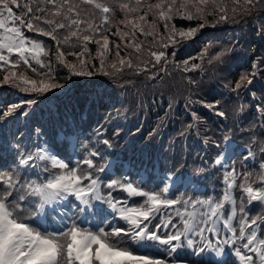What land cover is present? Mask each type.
<instances>
[{
	"label": "snow or ice",
	"instance_id": "1",
	"mask_svg": "<svg viewBox=\"0 0 264 264\" xmlns=\"http://www.w3.org/2000/svg\"><path fill=\"white\" fill-rule=\"evenodd\" d=\"M260 12L264 0H0V89L23 94L0 105V264H213L226 248L264 264V52L207 31L251 23L264 40ZM97 75L124 92L178 77L191 119L172 144L192 135L205 155L174 153L159 177L143 159L125 171L112 112L88 135L61 116L72 78ZM104 100L117 116L131 110ZM159 135L157 125L145 147Z\"/></svg>",
	"mask_w": 264,
	"mask_h": 264
},
{
	"label": "trees",
	"instance_id": "2",
	"mask_svg": "<svg viewBox=\"0 0 264 264\" xmlns=\"http://www.w3.org/2000/svg\"><path fill=\"white\" fill-rule=\"evenodd\" d=\"M264 20V12L258 13L256 23ZM186 24L187 22H182ZM208 32H214L219 38L215 43H228L232 37H237L245 47L251 44L256 48L257 54L264 52V40L255 35V30L251 23L238 22L236 24L222 25L217 30L208 29ZM29 36L34 35L28 33ZM39 39H46L39 37ZM115 39V37H111ZM207 39H202L199 45L187 50L180 49L177 53L179 58H188L187 52H191L192 56L198 55L202 50V45L207 44ZM94 47V46H93ZM207 66V65H206ZM249 66V56L241 54L235 59L230 67L233 75L239 76ZM66 72V70H64ZM190 75V74H189ZM74 83L66 94H61L58 103L61 110V116H66L69 121L73 118L81 121L82 126L86 129L85 135L91 133L92 127L95 126V120L102 117L107 112H112L115 117L113 125H120L118 129L123 136L119 141L120 148L115 149L125 159H143L146 163L153 161L154 158L162 159V166L172 167L169 159L174 153L195 156L197 152L201 156L205 155L204 145L195 136L189 135L186 140L180 139L178 143L172 144L173 139H177L176 134L183 127V122L191 119L190 113L185 109L184 89L178 79L167 77L164 81L158 82H139L137 87H129L127 92L112 85L108 78L103 76L94 77H73ZM137 88L140 90L137 91ZM221 88H214L210 95L219 96ZM140 93H144L141 96ZM155 93V95H153ZM162 93V94H161ZM115 95L123 104V109H131L126 112L122 110V114L117 116L115 109L108 106L102 107L95 103L99 96H105L104 104L108 105L107 95ZM23 97L22 93L15 90L0 89V105H6L10 102H19L18 96ZM17 96V97H16ZM175 98L174 110L169 111L168 103ZM144 100L143 108L136 107L140 100ZM121 103H117L116 107H121ZM167 113V115H166ZM201 113L211 121L219 122L213 113L206 109H201ZM23 119V118H22ZM103 123V120H101ZM160 125V135L155 137L154 141L145 147L148 141V134ZM168 134L170 136L168 137ZM171 145V147H170ZM143 149V151H141ZM79 151V150H78ZM212 155V153H208ZM77 159V156H73ZM191 171V170H190Z\"/></svg>",
	"mask_w": 264,
	"mask_h": 264
},
{
	"label": "rangeland",
	"instance_id": "3",
	"mask_svg": "<svg viewBox=\"0 0 264 264\" xmlns=\"http://www.w3.org/2000/svg\"><path fill=\"white\" fill-rule=\"evenodd\" d=\"M17 96H18V95H17ZM17 96H16V97H17ZM17 98L19 99V101L22 100V98H20L19 96H18ZM222 256H223V255H222ZM222 256H221V257H222ZM221 257H218V258L221 259Z\"/></svg>",
	"mask_w": 264,
	"mask_h": 264
}]
</instances>
